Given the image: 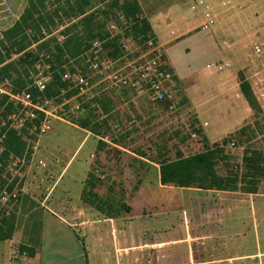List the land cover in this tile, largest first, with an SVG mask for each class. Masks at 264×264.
<instances>
[{
	"label": "rangeland",
	"instance_id": "rangeland-1",
	"mask_svg": "<svg viewBox=\"0 0 264 264\" xmlns=\"http://www.w3.org/2000/svg\"><path fill=\"white\" fill-rule=\"evenodd\" d=\"M176 1L179 0H158L155 5L157 8H167ZM183 3H186L183 6L185 14L194 15L197 17L196 23H201L204 18L202 7L194 0H186ZM192 6L196 7L195 11L191 10ZM252 10L257 11L259 16L249 18L250 14H248L249 17L225 18L223 16L222 18L224 19L222 29L231 30L232 35L225 39L232 46L231 48L236 50L235 57L223 46L224 39L221 37L218 39L225 56L222 62L231 63V68L228 70L239 71L241 57H237L238 55H243L244 60L249 58L244 77L254 81L255 95L264 111V2ZM16 13L15 10L2 15L0 34L6 28L7 20H13ZM68 24L69 21L66 20L54 31V35L60 40H62L60 32ZM218 24L219 19L208 31L199 30V33L210 34L219 28ZM254 31L258 34L256 37L248 36ZM128 46L130 50H133L130 55H127L129 60L135 53H141L143 50L142 45L132 39ZM211 62L220 64L221 61L201 58L199 64L206 66ZM111 93L117 97V103L119 102L121 108L118 114L111 116L108 123L118 124L120 131L116 129L114 132L109 126L110 130L106 134L109 136V141L114 140L113 142H117L120 148L105 145L103 147L105 149L100 153L98 148L101 147L102 141L98 139L99 136L88 131L91 133L89 135L79 126V128L75 127L77 125L72 122L70 123L73 125H70L57 119H49L50 130L30 143L32 149L30 159H24L21 164L13 167L17 170L14 178H18L17 188L20 195L22 194L18 208L15 209L18 221L17 236H23L24 230L28 235L29 220L38 215L39 207L50 191L48 205L69 204L76 209L81 208L82 199L80 198L85 182L88 174L92 173L104 181V185L100 188L101 196L125 206L133 203L134 214L140 213L143 209L153 213L161 209L160 200H164L162 202L166 210L163 214L165 219L163 231L159 223L161 218L158 222L155 218L136 222L140 228L147 223H150V227L156 226L149 228V233L145 234V237L150 240L156 235L167 241L182 240V245L168 247L165 250V264H264V256L262 258L256 256L254 258L257 259L254 261L250 260L251 257L239 258L264 252V205H260L259 200L253 204L251 199L246 198L240 207H235L231 212L225 211L211 220L197 221L195 217L197 210L189 204V200H194L190 196H198V194L179 191L166 193V191H159L155 186V176L158 174L156 167L151 163H154V159H158L160 153L168 151V157L174 159L177 157V151L186 156L197 152L196 148L189 143L191 139L186 127L189 123L188 115L181 110L171 114L165 105L153 102L147 93L139 94L132 88ZM78 102V99H74L71 106H75ZM85 104L83 103L82 107ZM81 110L75 113L69 112L70 120L86 116V112ZM251 122L254 123V118ZM260 125L263 126V120H260ZM103 130L106 131V128ZM228 152L232 154L233 163L220 162L218 169L222 174L230 170L237 171L241 166V156L233 150ZM144 178H147L148 183H145L142 188L140 183ZM136 187H140L141 190L132 200ZM201 197V199L213 198L206 193H202ZM175 198H180L182 201L178 208L171 210L172 201L174 202ZM203 205L206 206V203ZM127 212L128 210L118 207L113 214L117 221L124 224L131 220V214ZM109 230L110 227L102 230L106 242L109 241ZM195 235H198L199 239L190 240V236ZM138 237L140 239L142 236L138 235ZM137 242L139 240L134 237L133 243L137 244ZM20 246L21 244L17 246L18 250ZM136 255L133 256L132 264L159 263L157 256L148 258L141 254ZM8 256L9 243H1L2 264L8 261ZM103 256L105 255L100 252L97 257L92 258L91 264H117L115 258L108 259ZM160 264H163V260Z\"/></svg>",
	"mask_w": 264,
	"mask_h": 264
},
{
	"label": "crops",
	"instance_id": "crops-1",
	"mask_svg": "<svg viewBox=\"0 0 264 264\" xmlns=\"http://www.w3.org/2000/svg\"><path fill=\"white\" fill-rule=\"evenodd\" d=\"M6 1L13 6V11L15 12L16 10L17 13L14 15L13 20H7L5 30L19 19L28 0ZM138 1L143 11L142 17L150 23L155 41L162 48L168 64L176 77L179 111L181 110L188 115L189 122L191 124L194 122V126L192 124L194 131L196 133L199 132L196 139L190 136L191 140L189 143L197 150L192 155L204 151L206 145L211 147L216 144L222 145L236 131L251 124L253 112L240 88L241 78H245L244 76L246 75L245 69L249 58L244 60L242 59L243 55H238L237 57H241L239 58L241 63L239 71L228 70L231 68V63L222 62L225 56L218 37L224 39L223 46L235 57L236 50L232 49V46L225 39L230 36L231 30L229 28L224 30L221 26L224 20L222 19L223 16L225 18H242L250 14L249 18L257 17L259 13L252 10V8L256 9L264 0H194L202 7L204 18L199 24L196 23L197 17L192 14L190 16L185 14L186 11L183 6L186 3L183 2H186V0L176 1L167 8H157L155 4L158 0ZM247 8L250 9L247 10ZM191 10L195 11L196 7L192 6ZM4 14L5 12L1 14V17ZM217 19H219L218 29L210 34L199 33V30L208 31L216 23ZM256 35L258 34L255 31L248 34L251 37H256ZM211 57L214 60L221 61L220 64H215L214 62L208 63L206 66L199 64L201 58L212 59ZM215 66H220L222 70H218ZM225 70L226 72L224 73ZM245 80L250 83L255 93L254 81L246 78ZM113 97L115 104L118 105L117 97L114 95ZM119 108L121 107L118 105L110 114L104 115L105 118L118 114ZM67 124L73 125L71 123ZM116 125L118 124L109 125L114 132ZM75 127L79 128L78 126ZM85 131L88 132L87 130ZM88 134L90 135L91 133L88 132ZM98 139L102 141L100 142L101 147L99 146L100 148H98L100 153L105 149L103 148L105 145H108L107 147L120 148L117 142H113L114 140L110 139L109 141V136H99ZM239 149L242 150L241 148ZM233 151L239 153L238 149ZM178 153L181 152L177 151ZM183 156L188 157L186 155ZM230 161L232 162L233 160L230 159ZM240 162L242 163V156ZM151 164L157 169L158 176H155V186L159 191L198 194V196H190L194 200H189V204L197 210L195 213L197 221L202 219L211 220L225 211L231 212L235 207H240L246 198L251 199L253 204H256L259 200V204L264 205V179L256 194L243 193L240 190L226 192L193 188L182 189L163 186L160 181L159 166L155 163ZM145 183H148L147 178L142 179L140 183L142 188ZM140 190V187H138L132 200L138 195ZM50 192L45 195L39 207L38 215L29 220L27 225L28 235L27 231L24 230L23 236H17L18 221L16 218L13 239L0 242V245L1 243H9L8 261L3 264H91L92 258L97 257L100 252L105 255L103 256L105 258H115L117 264H128V262L132 264L135 254H137L136 256L141 254V256H147L148 258L157 256L158 264L162 260L163 264H165V250L168 247L182 245L181 239L167 241L160 239L157 235L150 240V238L145 237V234L149 233V228H155L156 226L150 227V223H147L143 228H140L136 222L152 218L157 219L158 222L159 218H161L159 223L162 227H159L163 231L165 228L163 214H165L166 210V206L163 203L164 200H162L163 202L160 200L161 209H157L153 213L143 209L140 213L134 214L133 203L126 206L127 213L131 214V220L121 224L115 217L109 218L105 214L104 216L100 211L90 208L88 205L87 207L81 200V208L79 209L69 204L61 206L48 205ZM202 193L210 194L213 198L201 199ZM21 197L22 194L19 200ZM80 199H82V196ZM180 201L182 199L175 198V201H172L171 210L178 208L179 204H181ZM18 203L15 205L12 214H17L15 209L17 210ZM204 203H206V206L203 205ZM31 213H33L32 210ZM107 227H110L108 242L104 240L105 236L102 233V230ZM138 235L142 237L139 239ZM133 236L136 240H139L137 244L133 243ZM198 239V235L190 236V240L195 241ZM19 244L21 246H34L36 248L34 256L29 257L19 254L17 251ZM191 244L195 243L191 242ZM256 256H261L262 258L264 252L239 258L251 257L250 260L254 261L257 259L254 258ZM0 264H2L1 261Z\"/></svg>",
	"mask_w": 264,
	"mask_h": 264
},
{
	"label": "trees",
	"instance_id": "trees-1",
	"mask_svg": "<svg viewBox=\"0 0 264 264\" xmlns=\"http://www.w3.org/2000/svg\"><path fill=\"white\" fill-rule=\"evenodd\" d=\"M142 15L138 0H28L19 19L0 34V89H7L11 93L28 89L35 102L44 96H59L68 86L63 80V75L67 70L74 71L76 66H82L94 38L99 37L104 41L103 47L109 58L116 60L126 54L120 37L111 38L106 31L107 20L119 21L120 16H123L127 22L123 27L125 37L133 39L143 47L148 40L155 39L150 23ZM66 20L69 24L60 32V40L54 35V31ZM41 55L44 62L50 66L51 72L44 94L29 87L31 75L36 71ZM139 55L137 52L130 59ZM162 60L166 63L165 68L173 72L165 55ZM240 88L253 112V125H246L236 131L222 145H206L204 151L195 155L184 157L182 153H178L173 159L168 157V151L160 153L158 159L153 162L159 166L163 186L226 192L240 190L248 194L258 192L264 179V111L252 86L245 78H241ZM77 93L68 92L66 97L72 99ZM113 95L107 93L95 101L86 103L81 108L82 112H86V116L70 122L97 136H107L111 117H102L110 114L119 105L115 104ZM77 99L82 101V98ZM61 101L58 100L59 103ZM13 111H18V108L9 100L8 95L0 93V136L5 137V150L0 153V191L4 187L11 191L17 187L18 178L9 183L11 176L8 167L11 158L30 159L32 153L30 144L24 139V134H28L26 129L20 134L19 130L7 124L3 125ZM39 115L42 119V114ZM260 120H263L262 127ZM192 124L194 126V122ZM27 125H31L30 121ZM103 128H106V131ZM32 139L35 140L36 137L32 136ZM232 140L236 141L239 150L237 153L242 156V163L237 171L230 170L222 174L218 168L220 162H231L232 154L225 146ZM103 185V180L89 173L82 201L111 218L118 207L125 209L126 206L101 196L100 188ZM137 189L138 187L135 191ZM16 218V215L12 214L0 224V242L13 239ZM17 251L21 255L33 257L36 248L22 245Z\"/></svg>",
	"mask_w": 264,
	"mask_h": 264
},
{
	"label": "built area",
	"instance_id": "built-area-1",
	"mask_svg": "<svg viewBox=\"0 0 264 264\" xmlns=\"http://www.w3.org/2000/svg\"><path fill=\"white\" fill-rule=\"evenodd\" d=\"M12 11L13 6L8 1L0 0V17L2 13H11ZM105 24L106 31L111 38L120 37L126 52L123 57L116 60L109 58L103 47L104 41L97 37L91 41L90 50L85 54L82 66H76L74 71L67 70L63 75V80L67 82L68 86L61 91L59 96L55 98L44 96L40 101L35 102L28 89L17 93L0 89V93L8 95L9 100L18 108V111H13L8 116L3 125L7 124L19 130L20 134L22 130L26 129L28 134H24V139L30 144L33 141L32 136H42L50 130L49 119L70 123L68 113L80 111L83 103L95 101L104 94L128 88L134 89L139 94L147 93L153 102L165 105L171 114L179 112L177 80L174 73L165 68L166 63L162 60L163 50L157 45L155 39L148 40L144 47L142 46L143 50L140 55L129 60L127 55H130L133 50H130L131 48L128 46L131 38L125 37L123 27L127 24L126 19L120 16L119 21L107 20ZM42 57L41 55L36 65V71L31 75L29 87L36 88L44 94L51 72L50 66L44 62ZM215 68L222 70L220 66H215ZM71 91L78 93L72 99H67L66 94ZM77 98H82V101L71 106L72 101ZM59 99L62 100L60 103ZM39 114H42V119ZM103 117L105 118V116ZM28 121L31 124L29 126L27 125ZM186 127L193 139L198 138L190 122ZM115 129L120 131L119 125H116ZM4 138V136H0V153L5 150ZM225 148L227 151L237 149L236 141H230ZM23 160L11 158L8 167L11 176L9 183L17 175V170L13 167L21 164ZM19 198L20 192L17 187L12 191L8 187H4L0 191V224L11 216Z\"/></svg>",
	"mask_w": 264,
	"mask_h": 264
}]
</instances>
